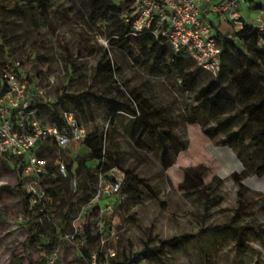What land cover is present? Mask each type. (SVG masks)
<instances>
[{"label":"rangeland","instance_id":"374dc122","mask_svg":"<svg viewBox=\"0 0 264 264\" xmlns=\"http://www.w3.org/2000/svg\"><path fill=\"white\" fill-rule=\"evenodd\" d=\"M91 1L45 0L43 12L33 2L0 0V41H11V52L33 85L48 86L46 97L71 95L63 98L65 106L78 111L88 132L102 135L111 163L141 183L110 196L102 214L87 209L83 220L92 237L83 234L67 247L62 236L90 199L84 197L95 194L97 181L71 160L83 151L80 144L46 153L49 164L62 162L67 171L55 168L60 176L53 184L57 197L47 195L44 215L33 213L42 234L27 257L23 243L29 221L21 193L12 189L22 171L18 175L13 160L0 155V264H48L55 248L54 264H84L85 253L102 255L108 248L120 263L144 248H157L139 255L134 264H264V173H258L264 147L251 143L253 124L231 137L245 119L233 96L235 85L224 74L205 99L200 89L214 76L192 58L178 66L159 61L155 52H143L134 39L120 35L129 0H98L120 10L105 31L100 21L90 22ZM104 50L113 60L116 85L115 93L105 95L95 75ZM119 91L125 97L131 91L141 94L145 110L154 111L151 127L138 129L136 116L111 111V99H120ZM215 93L222 97L212 104ZM95 166H90L93 174ZM43 186L50 187V179L43 178ZM240 200L246 212L232 224L238 233L221 228L231 224ZM99 216L103 243L95 237ZM175 236L181 238L167 242ZM112 257H107L110 263Z\"/></svg>","mask_w":264,"mask_h":264},{"label":"built area","instance_id":"2783aa9c","mask_svg":"<svg viewBox=\"0 0 264 264\" xmlns=\"http://www.w3.org/2000/svg\"><path fill=\"white\" fill-rule=\"evenodd\" d=\"M251 1L255 10L262 9L260 0ZM237 2L227 0L222 5H213L212 10L220 14L227 12L228 21L238 30L244 21L235 10ZM199 4L200 0H131L130 13L125 21L130 24L132 35L150 33L162 39L168 59L175 55L192 58L199 67L215 76L221 68V47L212 34L210 22L201 18ZM248 23L255 31L264 33V18L260 13ZM262 41L259 38V42ZM10 45L3 43L0 46V155L23 160L20 181L27 195V209L44 215L47 191L43 178L49 162L37 152L46 145L62 149L78 143L82 147L88 131L72 111H61L60 123L41 116L40 105H53L55 100L46 97L45 88L48 86H36L27 79L21 61L13 56ZM57 170L65 174L67 168L59 162ZM96 174L95 194L75 214L70 230L62 236V243L67 247L74 246L84 233L83 213L94 207L102 214L109 209V197L119 194L123 186L125 174L116 166L106 169L97 166ZM101 228L99 216L96 232L103 243ZM57 252L55 248L48 257V264L54 263ZM108 256H114L110 248L102 255L93 252L84 264H110Z\"/></svg>","mask_w":264,"mask_h":264},{"label":"trees","instance_id":"16d2710c","mask_svg":"<svg viewBox=\"0 0 264 264\" xmlns=\"http://www.w3.org/2000/svg\"><path fill=\"white\" fill-rule=\"evenodd\" d=\"M26 3H36L38 7L42 9L43 12H46V2L45 0H24ZM131 2V0H129ZM0 8H3V5H0ZM119 7L114 3H102L98 0H92L90 3V12L89 18L91 23H96L100 21L102 29L105 31L109 18L113 15L119 13ZM130 10L128 9L123 17V23L120 28V35L128 36L129 38L134 39L141 47L143 52L153 51L156 53V59L159 61L166 60L167 62L174 63L175 65H180L182 61L189 59V57L175 55L172 58L167 57V51L165 45L162 43V39L156 38L150 33H142L140 35H132L130 24L125 21L126 16H128ZM244 21V20H243ZM220 47H221V68L217 75H213L214 78L209 81V83L200 89V93L204 96L205 99H208V93L217 86L218 80L224 74L227 75L231 82L235 85L234 99L241 105V113L245 115L244 122L239 130L231 133V137L236 138L244 128L249 124L255 126V131L251 136V143L257 147H264V41L259 42V38L264 40V33H259L255 31L251 25L244 21L243 27L236 30L235 32L222 33L220 30L216 32L215 35ZM3 43H11V41H0V46ZM114 65L113 60L109 56V52L104 50L101 54V57L98 59L95 65V75L100 80L102 86L99 89L101 94L115 93L116 85L113 83L114 76ZM125 97L122 95V92L117 93L120 99H111L113 105L111 107L112 112H126L128 114L134 115L138 118L137 127L138 129L145 127H151L150 118L153 117L154 111H146L147 107L146 101L141 96L139 92H133ZM65 96H71L68 94H60L55 99L53 105H40V114L44 115L52 122L60 123L61 122V111H72L75 113L77 120L79 121L78 111L72 108L65 106L63 98ZM80 96H83L80 95ZM222 97L220 93H215L211 97L212 104H215L216 101ZM55 104H60L62 109L59 111L54 107ZM138 109L142 112L139 114ZM43 117V116H42ZM46 119V118H45ZM80 122V121H79ZM81 123V122H80ZM84 126V125H83ZM85 127V126H84ZM86 128V127H85ZM102 135L95 132H88L86 138L82 143L83 151L78 155H75L71 160L77 162V167L79 169H85L88 177H92L97 181L96 170L93 174L90 171V166L92 163H95V169L97 166H101L103 169H106L111 166H116V164L111 163V157L106 153V149L102 143ZM54 146L46 145L44 148L39 150L37 153L40 156H45L47 154H52L54 152ZM4 157L13 160L14 167L20 174V171L23 167V160L21 158L12 157L9 155H3ZM89 164V165H88ZM69 168L70 165L67 164ZM55 168L57 165L53 163L48 164L47 173L44 176V179H50V187L46 188L47 195L53 199L57 197V191L53 184L60 178V176L55 173ZM119 168V167H118ZM258 173H264V160L262 164L258 167ZM124 182L121 188V192L126 190H133L137 185L141 183L140 179H137L135 176H132L129 171L124 172ZM14 191H19L23 199V214L29 221V228L27 235L23 243V252L27 257L31 247H33L38 241L39 237L42 234L41 223L29 212L27 207V195L21 187L20 176H18V182L12 188ZM203 190H200V192ZM92 196L91 193L87 194L84 199L87 200ZM71 202V201H70ZM72 203V202H71ZM246 212V205L243 201H239V206L231 218V224L225 225L221 228H229L231 231L238 233V229L232 226L239 217ZM214 228V227H213ZM217 228V227H216ZM249 230H252V227H247ZM65 234V233H64ZM84 236L86 239H90L91 229L90 224L85 223L84 225ZM95 237H99V233L96 232ZM181 236H175L169 239L167 242L180 239ZM157 248L149 249L144 248L140 253H136L133 256L126 258L125 263H120L112 257L110 264H134L139 258V255L148 256L149 253L156 251ZM92 254V253H91ZM91 254L85 253L87 259ZM54 264V263H53Z\"/></svg>","mask_w":264,"mask_h":264},{"label":"crops","instance_id":"0c3cea01","mask_svg":"<svg viewBox=\"0 0 264 264\" xmlns=\"http://www.w3.org/2000/svg\"><path fill=\"white\" fill-rule=\"evenodd\" d=\"M227 0H200L199 8H200V16L203 19H206L210 22L212 26V34L215 36L216 32L220 30L222 33H229L235 32L237 29L233 26V24L228 21L227 12L225 13H218L212 10L213 5H222ZM261 10L257 11L254 9L251 0H238L237 5L235 7L236 12L239 14L240 19L246 22H252L253 19H249L248 17L251 13H254L253 18L258 13H264V3L260 0ZM243 10H245L246 14H243ZM213 19L215 23H213Z\"/></svg>","mask_w":264,"mask_h":264}]
</instances>
